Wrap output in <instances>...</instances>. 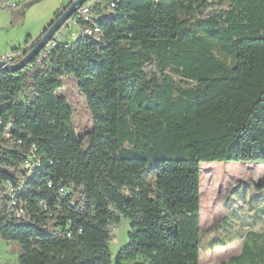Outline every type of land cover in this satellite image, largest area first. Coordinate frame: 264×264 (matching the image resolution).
Here are the masks:
<instances>
[{
  "label": "trees",
  "instance_id": "16d2710c",
  "mask_svg": "<svg viewBox=\"0 0 264 264\" xmlns=\"http://www.w3.org/2000/svg\"><path fill=\"white\" fill-rule=\"evenodd\" d=\"M86 4L77 25L97 39L0 73V184L25 212L0 195V240L19 246L16 264H197L199 163L264 162V0ZM68 81L90 113L83 136ZM121 219L128 243L112 256Z\"/></svg>",
  "mask_w": 264,
  "mask_h": 264
},
{
  "label": "rangeland",
  "instance_id": "374dc122",
  "mask_svg": "<svg viewBox=\"0 0 264 264\" xmlns=\"http://www.w3.org/2000/svg\"><path fill=\"white\" fill-rule=\"evenodd\" d=\"M69 1L0 0V56L28 51L31 41ZM59 94L72 110L76 134L85 135L91 117L84 97L71 81ZM198 192L197 264H239L234 260L245 253L244 264H256L257 253L247 249L245 243L264 229V213L260 212L264 210V162H201ZM128 228V221L121 219L108 243L112 256L128 243ZM215 239L222 244L212 243ZM19 252L15 242L0 240V264H16Z\"/></svg>",
  "mask_w": 264,
  "mask_h": 264
},
{
  "label": "built area",
  "instance_id": "2783aa9c",
  "mask_svg": "<svg viewBox=\"0 0 264 264\" xmlns=\"http://www.w3.org/2000/svg\"><path fill=\"white\" fill-rule=\"evenodd\" d=\"M75 1V0H70ZM113 7L112 5L110 6ZM77 20H82L84 23H91V5L85 4L81 6L75 14L60 28L59 31L55 33L50 42L45 46L44 49L38 54V59H43L47 56L50 49L54 48L57 44L64 41H71L78 38V36H88L96 38V35L99 33V29L94 26L93 28L88 27H79L77 25ZM75 27V30L72 31L71 27ZM22 58V51H14L11 54H6L0 56V62H3L5 65H14ZM4 72V69H0V73ZM9 134H6V137L9 138ZM28 173H30L32 169V165L29 162H26L23 167ZM16 189L15 186L10 181H4L0 184V195L6 196L8 198V207L12 216L16 220H21L25 218L24 207L22 204H19L15 198ZM58 193L61 196L66 194L65 189L59 188ZM116 227L111 226L110 231L114 232Z\"/></svg>",
  "mask_w": 264,
  "mask_h": 264
},
{
  "label": "water",
  "instance_id": "95a60500",
  "mask_svg": "<svg viewBox=\"0 0 264 264\" xmlns=\"http://www.w3.org/2000/svg\"><path fill=\"white\" fill-rule=\"evenodd\" d=\"M87 1L88 0L69 1L68 4L63 7L62 10H60V14L54 16V18L43 29L41 34L37 37L38 41L34 44V46L28 51L22 50V58L17 63L14 65H5L3 62H0V69L3 68L4 72L13 74L31 63L38 56L41 50L44 49L45 46L50 42L55 33L59 31L60 28L80 8V6Z\"/></svg>",
  "mask_w": 264,
  "mask_h": 264
},
{
  "label": "crops",
  "instance_id": "0c3cea01",
  "mask_svg": "<svg viewBox=\"0 0 264 264\" xmlns=\"http://www.w3.org/2000/svg\"><path fill=\"white\" fill-rule=\"evenodd\" d=\"M56 13V12H55ZM54 13V14H55ZM53 18H54V15H53ZM52 18V19H53ZM51 19V20H52ZM48 25V24H47ZM46 25V26H47ZM45 26V27H46ZM44 27V28H45ZM43 28V29H44ZM43 31V30H42ZM41 34V32H40ZM39 34V35H40ZM38 35V36H39ZM37 36V37H38ZM36 37V38H37ZM33 42V40L31 41ZM209 167V166H208ZM261 213H264V210L260 211ZM221 243L222 244V241L218 240V239H215V240H212V243ZM245 247L247 249H249L251 252H254V253H257V257L255 258L256 259V264H264V229L263 231H261L260 233H257V234H252L250 236V238L246 241L245 243Z\"/></svg>",
  "mask_w": 264,
  "mask_h": 264
},
{
  "label": "bare ground",
  "instance_id": "6f19581e",
  "mask_svg": "<svg viewBox=\"0 0 264 264\" xmlns=\"http://www.w3.org/2000/svg\"><path fill=\"white\" fill-rule=\"evenodd\" d=\"M85 4H86V2H85L83 5H85ZM83 5H81V6H83ZM81 6H80V7H81ZM75 13H76V12H75ZM75 13H74V14H75Z\"/></svg>",
  "mask_w": 264,
  "mask_h": 264
}]
</instances>
